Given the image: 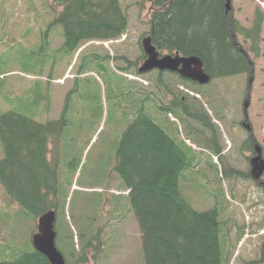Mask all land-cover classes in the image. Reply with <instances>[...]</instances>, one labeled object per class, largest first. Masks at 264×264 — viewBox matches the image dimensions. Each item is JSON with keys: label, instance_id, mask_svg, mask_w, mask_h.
Masks as SVG:
<instances>
[{"label": "trees", "instance_id": "16d2710c", "mask_svg": "<svg viewBox=\"0 0 264 264\" xmlns=\"http://www.w3.org/2000/svg\"><path fill=\"white\" fill-rule=\"evenodd\" d=\"M57 1L64 10L50 24L61 27L64 42L56 50L69 57L90 41L117 40L128 30L129 18L118 0ZM155 5L160 9L152 16L149 35L159 51L197 56L213 78L234 76L249 69L247 57L231 39L227 16L234 27L237 23L232 13H226L224 0H156ZM258 28L257 23V31ZM240 32L252 38L249 32ZM46 36L33 42L32 50L40 75L49 66L46 97H8L6 94L0 97V144L4 151L0 159V184L19 206L17 215L27 218L31 215L35 221L50 209L57 211L56 244L66 264H99L105 254L104 233L109 226L106 221L117 220L114 212L119 211H115L113 203L110 218L104 220L96 209L102 210L107 204L92 206L86 225L77 232L79 240L75 241V233L66 219L69 191L64 190L62 198L59 166L55 160H48V144L52 138L57 142L63 128L60 120L44 122L45 108L52 105L49 86L55 78L57 64L56 59L48 60V52L54 48ZM142 59V55L138 61H132L127 55L111 58L107 52L87 49L82 51L78 72L82 74L89 67L104 68L110 61L121 72L132 71ZM44 77L43 74L37 80L33 94L45 91L41 86ZM115 82L124 88L120 94L123 97L120 103H125L124 108L120 106L124 124L121 125L120 119L122 131L118 133V143L107 170L116 161L114 169L121 187L130 191V207L142 236L144 263L228 264L230 259L223 254L222 220L218 210L198 211L183 193L184 173L194 171L200 155L185 141H178L175 135L178 127H172L168 115L173 114L182 123L186 137L193 141L200 131L197 125L189 129L188 122L210 131L211 120L196 114L197 108L182 99L176 88L183 82L179 79L169 76L163 81L162 77H155L153 89L149 91L119 74ZM173 87L175 91H171ZM170 94L172 97H168ZM213 141L207 139L206 147L218 154L220 151ZM1 226L0 232L4 234L6 227ZM12 237L0 243V264H52L33 248L29 238L17 244Z\"/></svg>", "mask_w": 264, "mask_h": 264}, {"label": "rangeland", "instance_id": "374dc122", "mask_svg": "<svg viewBox=\"0 0 264 264\" xmlns=\"http://www.w3.org/2000/svg\"><path fill=\"white\" fill-rule=\"evenodd\" d=\"M54 1L52 0L51 3ZM126 1L130 5L126 39L108 46L88 44L85 46L86 49L104 50L112 55L115 53L127 55L132 61L139 60L141 55L139 44L151 30V17L148 15L150 3L146 0ZM142 1L144 5L141 6L131 4ZM233 5L234 18L246 30H251L253 27L256 9L264 10V0H233ZM49 6L51 5L48 4L47 8ZM13 8L12 0H0V90H2L0 97L11 93L12 97H32V95L46 97L49 66L47 65L45 72L40 75L37 66L34 65L32 54L35 45L32 43V37L36 36L35 41L38 42L39 30L45 23L40 20L35 21L37 16L35 12H30L29 15L28 12L23 11L22 6L20 9ZM61 10L62 8H58V12ZM41 17L43 15H40ZM29 19L33 23L32 33L31 31L28 33ZM54 29L55 27H51V37ZM238 41L244 49L250 51L251 39L246 40L238 36ZM61 42L60 36L56 35L52 41L53 47L59 46ZM48 54V60L57 61L55 78L62 79L66 73L69 74L62 82H53L52 97L48 90V97L52 99L50 110H53L56 119L61 121L60 127L63 128L62 136L51 145L48 160L49 162L55 160L59 166L62 198L64 190L70 191L66 203V219L75 233V241L79 240L77 232L82 231L86 225L92 206L105 203L112 195L115 211L116 209L119 211L114 212L117 220L110 218V206L102 210L100 207L96 209L102 219L110 218L106 221L109 226L104 233L105 254L99 264H145L142 236L135 212L130 207L129 190L118 185L120 179L113 171L114 163L111 179L106 176L108 164L113 156V148L118 143L120 119L123 120L120 106L123 108L125 106L124 102L120 103V99L123 98L120 94L123 93L124 88L123 86L119 88L115 82L118 77L116 68L112 64H106L104 68L89 67L79 74L80 60L77 62V59L67 56L66 53L57 52L56 49H52ZM251 57L256 64V77L259 75V78L255 79L253 86L249 121L255 138L263 147L264 156V42L261 45V57L256 59L253 53ZM127 73L131 75L132 71ZM43 74L45 77L40 84L45 87L42 86L45 91L39 92V95L33 94L37 80ZM149 78L151 79L152 76L143 77L145 84L142 85L146 88L150 81L152 82ZM131 81L135 86L141 84L137 80ZM245 84L246 76L228 77L225 81H216L212 89L202 88L211 97L214 96V100L203 99L205 103L210 101L213 109L216 108V111L214 109L210 115L215 118L216 112L226 114L224 121H211L220 130V140L218 138L216 145L220 152L214 156L210 155L211 152H208L207 156L201 154L207 141H204L201 134H195L197 145L190 140V147L196 155H200L199 162L193 172V169H190L184 173L182 190L189 197L194 209L205 211L215 206L218 208L223 220L222 233L229 238L225 249L227 254L231 255V264H264V189L251 177L250 160L254 156L253 142L250 134L240 126L243 110L241 93ZM219 118L217 116V119ZM188 123H190L187 125L189 129H194L197 125L194 122ZM176 124V121L171 120L174 129ZM175 135L178 141L188 139L182 125ZM211 137V134H208V139ZM3 156V148L0 144V159ZM11 202L0 184V226L8 225L4 234L0 232V243L13 236L12 239L19 244L24 239H30L36 223L31 215L28 218L17 215L18 207ZM113 207L112 205V209ZM242 236H248V239L246 242L240 240L239 244L238 240Z\"/></svg>", "mask_w": 264, "mask_h": 264}, {"label": "water", "instance_id": "95a60500", "mask_svg": "<svg viewBox=\"0 0 264 264\" xmlns=\"http://www.w3.org/2000/svg\"><path fill=\"white\" fill-rule=\"evenodd\" d=\"M231 10V1L227 0L226 12ZM143 48L147 59L141 66L139 71L146 73L154 69L160 71H178L181 75L196 80L201 84L208 83L210 76L203 69V63L196 56L182 57L179 54L176 56L165 55L160 58V53L152 44L151 37L143 40ZM251 78V82H252ZM249 101L245 103V110L248 109ZM245 128L251 131L249 124L244 123ZM255 151L257 156L251 160L252 171L251 175L255 180L260 181L264 174V159L262 157V148L256 143ZM260 185L264 187V182ZM56 213L49 211L42 215L38 221V232L33 236V245L37 251L46 256L52 264H66L65 259L56 246V231H55Z\"/></svg>", "mask_w": 264, "mask_h": 264}, {"label": "flooded vegetation", "instance_id": "af4514ba", "mask_svg": "<svg viewBox=\"0 0 264 264\" xmlns=\"http://www.w3.org/2000/svg\"><path fill=\"white\" fill-rule=\"evenodd\" d=\"M149 1L152 2V4H151L152 6H151V9L149 10L148 15H149V16H153V14H152V13H153V3H155V0H149Z\"/></svg>", "mask_w": 264, "mask_h": 264}]
</instances>
